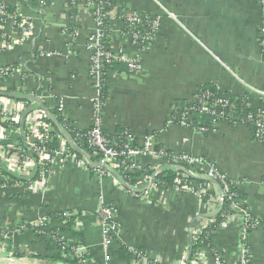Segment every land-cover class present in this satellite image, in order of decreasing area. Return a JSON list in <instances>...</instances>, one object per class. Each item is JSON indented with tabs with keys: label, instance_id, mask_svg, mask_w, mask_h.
I'll return each instance as SVG.
<instances>
[{
	"label": "crops",
	"instance_id": "crops-1",
	"mask_svg": "<svg viewBox=\"0 0 264 264\" xmlns=\"http://www.w3.org/2000/svg\"><path fill=\"white\" fill-rule=\"evenodd\" d=\"M113 2L115 10L107 16L112 52L122 51L138 58L141 69L134 74L109 73L102 107L103 134L113 135L118 128L137 137L155 132L158 144L166 150L200 155L218 173L235 182L237 201L246 204L256 222L247 237L248 264H264V144L252 139L249 126L242 122L232 126L220 120L211 135L165 123L172 108L191 101L206 85L241 98L250 109L264 113V0ZM0 3L14 8L32 29L30 35L16 31L12 20L0 26V69H14L3 80L5 91H20L25 97L39 94L37 103H41L28 115L21 114L20 125L24 118L36 127L44 113L54 122L51 111L62 103L63 121L78 131H86L91 125L96 96L89 75L91 53L86 48L95 29L93 17L81 6L73 10L66 0ZM133 11L156 18L159 23L158 34L147 50H142L124 31L122 18ZM6 102L18 108L23 101L8 97ZM56 124V141L79 152L61 123ZM75 165H66L59 175L48 178L43 188L37 183L42 189L13 187L0 192V232L8 230L7 248L0 250V264H70L50 239L34 238L31 228L17 231L23 222L66 211L79 212L83 219L80 233L64 229L67 237L94 263L103 264L96 227L100 197L117 210L123 227L118 244L159 256L162 264H190L189 249L199 224L210 226L222 210L214 188L206 193L210 203L206 214H200L198 202L186 193H168L166 208H160L137 202L109 180L98 181ZM208 232L222 264L241 263L240 214L234 212L226 224ZM120 248L114 246L109 264L128 263V255ZM207 250L205 264H212L213 257Z\"/></svg>",
	"mask_w": 264,
	"mask_h": 264
},
{
	"label": "built area",
	"instance_id": "built-area-1",
	"mask_svg": "<svg viewBox=\"0 0 264 264\" xmlns=\"http://www.w3.org/2000/svg\"><path fill=\"white\" fill-rule=\"evenodd\" d=\"M76 1L78 0H68V3L73 8ZM81 2L79 6L85 8V10L88 8L94 10L90 15L95 22V29L90 34L86 45V48L91 53L89 75L96 90L91 125L86 130V140L91 151L83 152L79 150V152H76L75 150L67 149L68 146L66 148L64 142L56 141V135H49L51 132L50 124L41 121L46 117L45 113L43 118L39 119L40 122L36 127L30 126L26 122L27 120L23 118L21 128L20 122L22 121L23 106L25 107V104L20 102L21 104L23 103L22 105L18 104L20 108H12L6 102L8 97H0V161L6 164V166L2 163L0 164V192H7L13 187L25 190L36 186L42 189L48 178L59 175L66 165H75L79 161L82 163L81 168L86 169L89 174L91 173L93 178H96L98 181L103 179L109 180L115 187L144 205L152 204L153 206L166 208V195L168 193H186L196 199L200 214H206L210 208L206 193L209 189L214 188L217 190V198L221 207L224 201H230L229 207L242 216L243 232L240 237L242 259L240 264H248V247L244 241L246 240V231L248 229L252 231L256 226V222L250 217L248 209L244 210L236 207L235 201L237 197L236 192L233 190L235 189V182L225 175L218 173L215 167L207 163L200 155L173 153L164 147L156 149L158 142L157 135L154 132L137 137L126 131L124 136L125 142L120 147L107 141V136L102 132V107L104 102L100 98L103 65L112 60L123 61L128 64L129 69L134 74L140 71L141 62L138 58L126 56L122 51L114 53L111 49V53H109L104 50L103 41L108 36V33L110 34V29L109 27L106 29L103 19L107 21V16L110 13L103 16L100 4L105 3L106 0H81ZM166 14L170 18L175 19L174 14L168 11H166ZM125 18L128 23V26L125 27V30L128 27L126 33L130 35L142 50H147L149 44L154 40L159 31L157 19L145 14L142 16L141 13L136 11L131 12ZM9 20H12L14 25H17L23 34L30 35L32 33L30 23L24 20L16 23L13 16L4 10L3 4L0 3V26L3 27L2 22L5 21L7 23ZM144 43H147V48L142 46ZM12 73L13 71L9 73L8 67L0 69L1 91H5L2 84L3 80H6ZM261 94L264 96V92ZM189 104L185 107L179 105L172 108V116L166 121V125L190 128L192 112L198 111L218 116V119L213 122L215 133V125L218 121L226 120L228 122L229 120L236 119V116L228 111V101L220 98L211 99L208 92L202 94L201 97L193 96ZM62 107V103H58L57 111L60 114ZM259 110V113L255 116L248 115L247 121L253 122L255 140L264 144V140H262L264 138V113L261 109ZM51 118L55 121L54 116ZM241 122L247 125L244 120L238 123ZM61 128L69 135L66 125H61ZM194 131L202 134L206 129L200 127ZM53 142L55 145L52 144ZM37 143L39 145H36ZM167 152H170V154ZM32 154L38 157L34 159L31 156ZM167 171L174 173L177 177L175 184L170 189L158 180V175ZM7 172L11 173L12 176H9ZM37 183H41L42 188ZM96 211V227H98L101 237L100 247L103 264L111 262L112 250L116 245L124 248V251L128 255L127 264H162V259L159 256H150L134 246L128 244L122 245V242L118 244L123 227L118 219V213L113 203L100 197ZM62 214L63 217L51 218L45 215L36 221L23 222L17 227V231L26 228H44L48 231V237L50 235L52 240L60 242V253L65 259L78 260L79 264H96L85 256L82 248L77 245H71V243L76 242H72L64 232V229L68 227V221L72 220L71 231L75 234L80 233L83 224L82 214L74 211H66L62 212ZM231 216L232 214H227L221 225L226 224ZM211 222L213 224L215 219L213 218ZM200 225L201 227L197 230L196 236L192 239L194 244L199 240L202 231L209 226L202 223ZM7 231L5 229L0 232L1 251H5L7 248ZM207 252V247L202 242L199 243L192 254L193 258L190 264H205ZM210 252L213 257L212 264H222L221 257L213 249ZM175 264L185 263L184 261H180Z\"/></svg>",
	"mask_w": 264,
	"mask_h": 264
},
{
	"label": "trees",
	"instance_id": "trees-1",
	"mask_svg": "<svg viewBox=\"0 0 264 264\" xmlns=\"http://www.w3.org/2000/svg\"><path fill=\"white\" fill-rule=\"evenodd\" d=\"M66 1L68 2V0H66ZM81 3H82L81 0L76 1L75 6L73 7V10H75L79 6V4H81ZM96 5H97V2H96ZM3 6H4V10L13 16L14 21L16 23L21 22V18L18 16V13L14 8L7 6V5H4V4H3ZM70 6H71V4H70ZM114 7H115L114 2L112 0H106L105 3H101L100 8H102L101 9L102 15L105 16V15H108L109 13L113 12ZM87 10L91 14L94 11V10L89 9V8ZM141 15L144 16V14H142V13H141ZM103 21H104V25H105L106 29H108L109 26H108L106 19H103ZM122 21H123L125 27L128 26V23L126 22L125 17L122 18ZM5 24H6L5 21H3L2 25H5ZM127 29H128V27H127ZM14 30H16V31L19 30L17 25H15ZM126 30H124V31L126 32ZM103 45H104V50L111 53L110 34L109 33H108V36L104 38ZM142 46L144 48L148 47L147 43H144ZM8 68H9V73L14 70L13 67H8ZM121 71H123L126 74H133V72L129 69L128 64L126 62L113 61L112 60L109 63H104L103 69H102V80H101V85H100V88H101L100 98L103 100V102H105V99H106V88H107V81H108L109 73H120ZM205 92H208L210 94L211 99L220 98V99H224V100L228 101V111L232 112L236 116V119L228 121L229 124L233 126V125L237 124L238 122H240L241 120H244L250 128L252 139L255 140V137H254L255 127H254L252 121H247V116L248 115L255 116L257 113H259V111H260L259 109L248 108L245 105V102L243 100H241V98H234V97H231L229 95L223 94L220 91H218L217 89H215L214 86H212V85H206V86L200 87L197 90V92L195 93L194 97H201V95L204 94ZM25 96L26 95L20 91H12L10 89H8L6 91L0 90V97H10V98H14L17 101L25 102L26 105H25L24 115H28L30 113V111L34 108V106H39V104H41V103L40 102L37 103L38 102L37 96H33V97H31V96L25 97ZM188 105H190L189 101L180 103V106H182V107H185ZM51 114L55 117V121L58 124L61 123V125H66L67 133H69L70 138L72 139V141L75 144V147L78 150L83 151V152H90L91 151V149L87 143V140H86V137H87L86 131H78L75 128H73L72 126H69V124H67L65 121H63L61 114L57 111V108H55L53 111H51ZM170 116H172V112L170 113L169 117ZM169 117L166 119V121L169 119ZM217 119H218L217 115L193 111L192 112V123L190 125V128L193 130H198L200 127H203L206 129V131L203 132L202 135H211L215 131V128L213 126V122L216 121ZM41 121H43L44 123L50 124L51 132L49 133V135H57L59 133V129H58V126H57L55 121L54 122L51 121L48 117H44ZM166 121H165V123H166ZM21 128H22V126H21ZM126 131L127 130H125L123 128L122 129L118 128V129H116V132L113 135H108L106 139L110 144H115L116 146L120 147L125 142L124 136H125ZM48 137H51V136H48ZM262 140H264V138ZM36 145H39V144L37 143ZM161 147L162 146L159 144L156 145V149L161 148ZM67 149L71 150L72 147L69 146ZM167 153L170 154V152H167ZM31 156L34 159L36 157H38L34 154H32ZM90 175L92 176L91 173H90ZM176 179H177L176 175L174 173H171L168 171L158 175V180L163 182L165 187H167L169 189L173 187V184H175ZM233 190L235 191V189H233ZM235 202H236V207L238 209L241 208V209L247 210L246 204H244L243 202H238L237 200ZM230 204H231L230 201H224L223 202V206L221 208L222 210L216 216L215 222L202 231L199 240L196 241L195 244L193 243L190 245V247L192 248V251L190 254V261L192 260V258H193L192 254L196 250V248L198 247L199 243L202 242L203 245L205 247H207V249H209L210 251L212 250V246H211L210 240L208 238V230L212 227L220 226L224 222V218L227 214H233L235 212L233 209H231L229 207ZM47 215H48V217H51V218L63 217L62 213H48ZM67 224H68V226L71 227L72 220L68 221ZM31 232H32V235L34 238L46 237L47 239H50L51 240L50 242L53 243L57 247V249L60 251V242H57V240H54V239L52 240L50 235L48 237V231L45 230L44 228H38V229L31 228ZM250 233H251V230L248 229L246 231V240L244 241L245 243H247V237L249 236ZM71 245L74 246L76 244L71 243ZM120 250H123V252H125L124 248L122 246H121ZM113 252H114V249L112 250V254H113ZM112 257H113V255H112ZM64 259H65V257H64ZM68 262L70 264H79L78 260H69Z\"/></svg>",
	"mask_w": 264,
	"mask_h": 264
},
{
	"label": "rangeland",
	"instance_id": "rangeland-1",
	"mask_svg": "<svg viewBox=\"0 0 264 264\" xmlns=\"http://www.w3.org/2000/svg\"><path fill=\"white\" fill-rule=\"evenodd\" d=\"M81 165H82V163L79 161L77 164H76V167H78V168H81ZM195 199V198H194ZM198 223V222H197ZM199 224V223H198ZM202 226H204V225H202ZM201 227V225L199 224V228ZM68 228H71L70 226H68ZM199 228L197 229V230H199Z\"/></svg>",
	"mask_w": 264,
	"mask_h": 264
},
{
	"label": "water",
	"instance_id": "water-1",
	"mask_svg": "<svg viewBox=\"0 0 264 264\" xmlns=\"http://www.w3.org/2000/svg\"><path fill=\"white\" fill-rule=\"evenodd\" d=\"M191 251H192V248L190 247V249H189V255L191 254Z\"/></svg>",
	"mask_w": 264,
	"mask_h": 264
}]
</instances>
